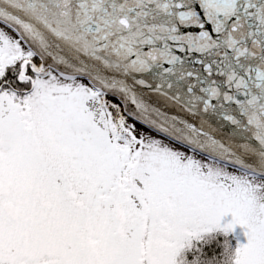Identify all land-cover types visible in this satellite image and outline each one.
<instances>
[{"label": "water", "instance_id": "1", "mask_svg": "<svg viewBox=\"0 0 264 264\" xmlns=\"http://www.w3.org/2000/svg\"><path fill=\"white\" fill-rule=\"evenodd\" d=\"M0 23L150 130L264 178V0H0Z\"/></svg>", "mask_w": 264, "mask_h": 264}, {"label": "flooded vegetation", "instance_id": "2", "mask_svg": "<svg viewBox=\"0 0 264 264\" xmlns=\"http://www.w3.org/2000/svg\"><path fill=\"white\" fill-rule=\"evenodd\" d=\"M31 66L33 71L38 69ZM56 74L64 81H86L89 85L84 78ZM51 75L57 76L22 73L21 81L29 83L28 88L0 91V97L10 102L5 110L7 118L0 117L5 128L0 134H5L3 144L9 155L0 156V264H139L138 241L144 225H140L137 206H129L128 197L136 182L128 169L109 171L107 156L83 152L89 150L86 139L92 134L90 114L78 104L86 96L82 89L60 91L55 101L59 91L44 88ZM98 91L100 95L95 92L94 100L100 99L112 127L115 120L109 115L107 95ZM79 142L87 144L82 145V154L76 152ZM169 156V150H164V159L158 158L160 164L151 175L163 184L157 186L159 192H171ZM131 161L137 171V159ZM119 204L122 224L115 220ZM168 216L165 213V219ZM158 223L151 224L156 231L162 227V221ZM251 240L258 242L254 251L258 252L259 246L264 249V237ZM254 264H264V255L255 258Z\"/></svg>", "mask_w": 264, "mask_h": 264}, {"label": "rangeland", "instance_id": "3", "mask_svg": "<svg viewBox=\"0 0 264 264\" xmlns=\"http://www.w3.org/2000/svg\"><path fill=\"white\" fill-rule=\"evenodd\" d=\"M9 30L0 23V51L14 43L12 30ZM37 59L39 65L38 69L34 70L35 73L43 74L50 70L44 68L40 58ZM28 65L31 64H23L21 74ZM40 70L44 72L41 73ZM57 77L46 79L47 88L59 91L54 96L55 101L60 98L62 93L60 91L69 93L73 90L74 93V90L82 89L83 95L86 96L85 100H79L78 104L85 107L90 114L92 134L91 138L86 139L89 142V150L81 149L82 145H87L82 144L85 142L82 138L80 139L82 143L77 144L79 146L81 143L80 150L77 148L76 152L81 151V154L82 151L87 152L89 156H107L109 171L116 173L120 168L124 171L128 169L129 171L126 172L132 175L133 181L136 182L132 185L135 189L128 194V197L129 206H137L140 225H144L138 241L139 264H177L182 248L210 230L232 231L237 237L236 264H254L255 258L264 255V249L262 250L260 246L258 252L254 251V244L258 242L251 240L255 237L257 239L264 237V178L254 181L249 179L250 173L244 170L229 167L213 159L206 161L205 158L195 156L190 150L127 116L122 102L107 95L112 98L116 111L115 124L111 127L109 116L105 115L100 105V99L94 100V93H99L98 89H93L90 84H86V81V83L77 80L69 82L59 77L56 79ZM54 78L56 81L53 80ZM50 102L52 103L53 100ZM9 105V99L0 97V117L7 118L5 110ZM4 129L0 118V130ZM63 133L64 131H61L60 136ZM0 135V156H9L3 144L6 140L5 134ZM122 146L126 149L123 150ZM164 150H169L171 159L170 193H165L164 190L156 191L157 186L162 182L157 183L155 178L151 177L154 174V166L160 164L157 163L158 158L164 159ZM126 156L129 161L126 160ZM124 157L126 161L121 162ZM130 159H137L139 163L137 171L132 169ZM160 169V177L163 179L164 166ZM236 181H238L237 188L233 184ZM249 185L258 186V191L251 190ZM235 193L243 194L244 199L237 201L234 199ZM111 195L112 193L109 194V198ZM258 199L260 202L255 203L253 209L249 204L242 203L259 201ZM248 208L257 214L258 220H254V223L249 219ZM165 213L169 214L168 220L165 219ZM158 220L162 221V227L158 228L157 232L151 224L154 222L159 224ZM165 220L168 224L163 226ZM250 225L252 226L248 228Z\"/></svg>", "mask_w": 264, "mask_h": 264}, {"label": "trees", "instance_id": "4", "mask_svg": "<svg viewBox=\"0 0 264 264\" xmlns=\"http://www.w3.org/2000/svg\"><path fill=\"white\" fill-rule=\"evenodd\" d=\"M11 33L13 34L14 43H12L9 47L6 46V51H0V91L7 90L9 88H28L29 83L23 84L21 81L20 71L22 70V66L25 63H31L37 67L39 65L38 59L21 42L14 32L11 31ZM32 68L33 67L31 65H28L23 73L28 75L34 74ZM46 73L57 75L52 70H47ZM44 88H47V86H44ZM105 99L108 106L109 115L114 121L116 113L114 102L112 98H109L108 96ZM196 156L202 157L198 154ZM205 159L207 161L208 158ZM235 172L239 173L237 170H235ZM248 177L254 181L262 180V178H259L255 175L253 176L249 174ZM233 184L236 186V188L238 187V181L234 182ZM249 186L251 190L258 189V186L256 185ZM241 192L242 191H240V193ZM240 193H235L234 199L237 201L244 199L242 197L243 194ZM258 200L259 201L251 200L250 202L242 203L246 205L249 204L253 209L254 207L252 206L257 202H260V199ZM261 200H263V198H261ZM248 210L250 211L249 219H251V223H254V220H258L257 214L249 208ZM237 242L238 239L232 231L210 230L202 234L197 239L191 240L182 248V251L177 258V264H236L238 259Z\"/></svg>", "mask_w": 264, "mask_h": 264}, {"label": "bare ground", "instance_id": "5", "mask_svg": "<svg viewBox=\"0 0 264 264\" xmlns=\"http://www.w3.org/2000/svg\"><path fill=\"white\" fill-rule=\"evenodd\" d=\"M10 27H11V26H10ZM11 28H12V27H11ZM12 29H13V28H12ZM13 30H14V29H13ZM14 31H15V30H14ZM47 65H48L47 63H46V65H45V66L43 65V66H44V68H45V67H47ZM59 73H60V74H63V73H62V72H60V71H59ZM63 75H65V74H63ZM65 76H67V75H65ZM95 88H96V87H95ZM96 89H97V88H96ZM98 90H99V89H98Z\"/></svg>", "mask_w": 264, "mask_h": 264}]
</instances>
